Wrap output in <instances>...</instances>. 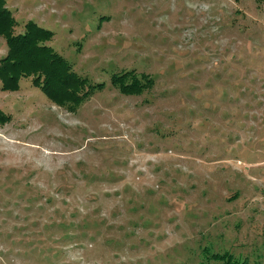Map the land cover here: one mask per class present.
<instances>
[{
    "label": "rangeland",
    "instance_id": "1",
    "mask_svg": "<svg viewBox=\"0 0 264 264\" xmlns=\"http://www.w3.org/2000/svg\"><path fill=\"white\" fill-rule=\"evenodd\" d=\"M7 5L105 84L76 110L0 88V264H264V2ZM126 70L154 86L121 93Z\"/></svg>",
    "mask_w": 264,
    "mask_h": 264
},
{
    "label": "trees",
    "instance_id": "2",
    "mask_svg": "<svg viewBox=\"0 0 264 264\" xmlns=\"http://www.w3.org/2000/svg\"><path fill=\"white\" fill-rule=\"evenodd\" d=\"M16 25L17 20L7 0H0V36L6 38L8 46L7 54L0 59L2 90L17 91L21 80L30 78L54 103L76 110L97 90L104 88L105 83H93L79 75L71 62L48 44L55 33L51 29L31 19L26 23L25 30L17 33ZM112 84L123 94L136 95L151 89L155 79L147 72L126 70L114 73ZM8 120L9 117L0 110V122ZM200 264H247V261L225 252L213 253L209 262Z\"/></svg>",
    "mask_w": 264,
    "mask_h": 264
}]
</instances>
